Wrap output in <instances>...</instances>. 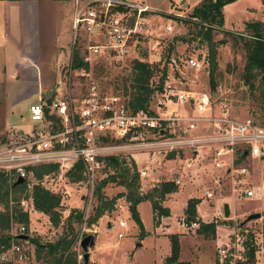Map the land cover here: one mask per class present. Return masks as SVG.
I'll return each mask as SVG.
<instances>
[{
    "label": "rangeland",
    "instance_id": "rangeland-1",
    "mask_svg": "<svg viewBox=\"0 0 264 264\" xmlns=\"http://www.w3.org/2000/svg\"><path fill=\"white\" fill-rule=\"evenodd\" d=\"M127 1L149 6L151 13L145 14L149 20V36H140L135 47L129 49L127 56L120 62H114L111 56L96 57L87 69L88 76L86 78L74 77L71 79L73 95L76 94L75 91L80 86L92 83L104 94L117 95L127 102L129 100L130 68L133 61L150 65L154 69L151 81L155 83L160 76V68L168 70L167 62L171 55L183 58L194 55L200 57L201 54H206V64L203 70L193 72L180 67V70L184 72L181 74L183 77L182 90L190 93L194 100H197L201 94H205L209 101L208 114L215 117L224 116L232 120L249 119L254 124L264 126V85L261 84L260 74L254 77L251 86L244 81L246 54L242 41L248 39L244 32V26L247 23H262L264 32V0H234L223 6L221 29L229 33L215 30L211 35L215 63L214 89H210L208 82L209 44L196 36L197 28L193 24L183 22L188 19L192 8L202 0ZM59 8L61 9H58L59 15H53L52 12L41 25L40 58L48 64L52 71V73L47 71L46 77L43 79L46 88L55 85V81L60 80V76L64 73L73 36L70 28V21L74 15L73 4H64ZM166 26L171 28L169 32L164 31ZM83 41L81 35L78 34L75 52L79 53V46ZM154 101L155 99H153ZM29 103L31 104L28 106ZM44 104L47 105L38 97L28 100L24 104V107H27L19 115H13L11 131L27 132L33 127H38L41 122L35 121L30 111L33 106ZM189 104L177 106L176 111L180 114L183 111L189 114L194 107ZM149 106L153 108L154 105ZM4 107L6 109L7 105L1 102L0 113ZM200 130H203L202 125H197L196 131L192 133L195 134ZM2 139L0 142L5 143V139ZM4 143L0 147H3ZM199 153L200 156L196 161L188 152L176 157L182 161L181 163L165 164L163 160L165 165L162 166V163L154 165L148 177L138 179L140 193H148L152 187L170 179L172 173H176L179 180V184L176 185L177 191L165 195L160 202L161 207L168 205L169 214L166 218L152 219L151 207L147 201L137 205L136 212L144 236L140 237L137 226L130 219L127 211L128 204L123 195L124 189L112 183L106 184L101 190L103 198L108 203L107 205L111 204L112 210L104 212L93 225H85L97 205L93 196L97 183L112 172L107 166L95 175L91 191L83 183L78 185L76 182H71L67 175L51 174L48 182L41 186L60 197L57 208L60 215L59 225L52 227L45 215L33 209L32 202H28V204L26 202V206L22 208L25 209L23 212L28 217L26 234L22 225H12L8 235L10 233L13 234V237L14 235H26L31 239H37L40 243H53L60 234H66L64 219L67 215L71 211H78L83 214V218L80 224H71L73 239L75 236L82 239L87 235L95 238L94 245L88 249L87 264H167L164 261L170 255L169 235H175L177 242L179 238L180 255L173 264H215L217 261L216 247L226 245L229 240L234 238L233 235L238 236L245 251V245L253 246L255 251L253 264H264V158L261 160L248 157L235 158L231 166H226L228 169L226 170L225 167L222 169L212 167L211 161L208 159L209 149L207 147L202 148ZM136 158L139 159L140 156ZM228 158L226 159L228 160ZM145 165L146 161L143 160L142 166ZM135 169L137 171L136 165ZM240 169H245V174H240L238 172ZM216 178L220 182L219 188L212 185L213 179ZM37 183L38 181L34 177L29 178L28 186L25 185V188L21 192L15 193L14 197L20 201L30 196L32 185ZM251 187L260 192L259 199L257 197L242 198L240 190ZM205 190L213 194L212 198L207 200L203 198L202 194ZM226 197L231 203L229 215L231 220L228 219L229 217L227 220L224 219L221 213V220L217 221L219 227H217L215 239L214 234L213 236H204L196 233V229L185 231L179 225V220L186 222L183 211L189 199L198 200L195 213L209 221L207 219L212 218L213 215H216L215 211L221 209V204L217 203V205L215 200H222ZM11 205L12 203L8 202L6 206L10 207ZM17 206L21 210L19 204ZM4 210L5 206L0 203V211ZM256 213L259 214L258 219L245 221L249 215ZM195 221L200 223L196 218ZM189 237H195L202 241L191 240ZM213 239L214 241H212ZM12 241L14 240L12 239ZM16 243L22 246L25 244L23 241ZM72 247L76 264H82V259L77 260V256L82 255L78 242L74 240ZM25 253V264H49L47 259H42V255L39 259L36 258L34 247L30 244L26 245Z\"/></svg>",
    "mask_w": 264,
    "mask_h": 264
},
{
    "label": "built area",
    "instance_id": "built-area-1",
    "mask_svg": "<svg viewBox=\"0 0 264 264\" xmlns=\"http://www.w3.org/2000/svg\"><path fill=\"white\" fill-rule=\"evenodd\" d=\"M73 1V36L65 71L55 83L51 97L43 101L47 105L33 106L30 111L32 118L41 123L27 132L10 134L0 147V174L8 184L21 178L28 186L33 168L55 165V172L42 176L37 184L48 182L51 174L65 176L78 169L81 180L76 183H83L91 191L93 179L104 167L106 158H122L127 163L131 159L134 163V155L144 154L146 165L136 171L142 179L168 155L188 152L196 157L204 147L209 149L208 159L214 169L225 167L228 170L226 166H231L235 158H264V126L249 119L232 120L208 114L209 101L205 94L194 100L190 93L182 90L181 74L184 72L180 67L199 72L205 67L206 54L183 58L171 55L168 70L160 68L164 70L160 90L154 92L146 109L133 110L128 101L117 95H106L92 83L80 86L73 95L71 79L86 78L87 69L96 57L111 56L114 62H120L129 49L135 47L140 36H149V20L145 14L151 13L147 6L127 0ZM170 30L169 26L164 29L165 32ZM78 34L84 40L79 46L78 57L87 69L72 68ZM156 84L157 81L152 86ZM184 104L194 106L189 114L176 111L177 106ZM44 108H47V117L53 120L45 118ZM197 125H202L203 130L193 134ZM238 172L245 174L246 171L240 169ZM171 182L179 184L177 179ZM212 185L219 188V179H213ZM240 194L243 199L259 198L254 187L241 189ZM212 195L208 190L202 194L206 200ZM26 202H31L30 196L19 201L22 212ZM179 225L185 231L198 227L196 222L187 224L183 220H179ZM233 236L226 245L216 247L218 264H244L243 244L238 236ZM74 240L79 247L81 237L75 236ZM20 241L24 246L10 241L7 247H0L3 263L25 264V249L29 244L26 240ZM80 259L78 255L77 260Z\"/></svg>",
    "mask_w": 264,
    "mask_h": 264
},
{
    "label": "trees",
    "instance_id": "trees-1",
    "mask_svg": "<svg viewBox=\"0 0 264 264\" xmlns=\"http://www.w3.org/2000/svg\"><path fill=\"white\" fill-rule=\"evenodd\" d=\"M234 0H214L213 2L202 0L198 2L191 10L187 20L183 22H189L197 28L196 36L201 40L209 44L208 48V82L210 89H214V50L211 45V35L213 31H223L221 29L223 23L222 8L224 5L233 2ZM244 32L247 40H242L246 62L244 66V81L252 85L254 77L257 74L261 75V84L264 85V32L263 24L260 22L247 23L244 26ZM170 50V48H169ZM73 65L72 68H84L87 69V65L81 63L78 53H72ZM154 75V69L147 63L133 61L130 68V80L128 85V103L133 110L146 109L149 101L155 91H159L164 76V70L161 71L160 76L157 78V84L152 86V77ZM44 116L46 119L53 120L52 117H47V108H44ZM55 121V120H54ZM174 155L170 154L167 158H172ZM107 166L112 172L106 175L105 178L100 180L93 192V196L97 201V205L93 209V213L86 220L87 226L93 225L104 212L111 211V204L103 198L101 190L108 183L115 184L124 189V198L129 212L130 219L133 220L139 230V235H143V229L141 222L136 212V206L143 201H147L151 207L152 219L156 217H167L168 209L161 207L160 202L167 194L175 193L177 191L176 185L171 181L161 182L159 185L152 187L148 193H140L138 185V175L135 170L133 162L127 163L123 159L106 158L104 168ZM55 165H43L32 169L33 177L36 181H40L42 176L55 172ZM78 169L73 173L67 174L71 182H78L81 180V175ZM25 188V183L15 185L14 183L8 184L0 174V203L5 206L4 211H0V247L8 246L12 239L13 242H21L16 236L11 237L8 232L12 225H22L23 231L26 234L28 217L25 212L18 209V198L14 197V194L21 192ZM122 196V195H121ZM30 197L32 207L36 212L45 215L48 222L52 227H57L60 223V215L57 212V208L60 203V197L52 194L44 189L39 184L32 185L30 190ZM11 202L12 205L7 207V203ZM198 203L197 199H189L186 202L183 214L185 216L186 223L196 222L195 206ZM66 223V234H60V236L53 243H40L37 239H31L26 236L28 244L34 247L36 258L39 259L42 255V259H47L49 264H76L74 251L72 250L73 239V227L72 223L80 224L82 222V213L78 211H71L64 219ZM198 223L196 233L204 236L213 235L214 222ZM170 242V255L165 259V263L173 264L178 257V242L175 235L168 236ZM246 251L244 253V264H253L254 262V249L251 244L245 245ZM1 252V251H0ZM0 264H5L0 260ZM180 264V263H179ZM215 264H218L217 261Z\"/></svg>",
    "mask_w": 264,
    "mask_h": 264
},
{
    "label": "crops",
    "instance_id": "crops-1",
    "mask_svg": "<svg viewBox=\"0 0 264 264\" xmlns=\"http://www.w3.org/2000/svg\"><path fill=\"white\" fill-rule=\"evenodd\" d=\"M64 4H73L74 6V1L0 0V105L1 102L7 105V108L5 109L4 107L2 113H0V139L3 138L6 140L7 135L22 132L20 130L16 132H14V130L11 131L12 127L10 125L13 122V115H19L21 111L27 107H24V104H26L28 100L33 97H38L39 100L44 101V95L49 93L54 87V85H52L50 86L51 88H46V84H44L43 79L46 77V72L48 71L52 73V71L48 64L44 63L40 58V32H42L41 25L44 24L46 17L50 16L52 12L53 15H59L58 9H60L59 7H63ZM145 6L147 5L145 4ZM147 7L149 8V6ZM72 22L73 18L70 21L71 29ZM30 104L31 103H29L28 106ZM3 143L0 142V145ZM138 156H140L139 159L136 158ZM199 156L200 153L199 155L197 153V156L193 157V160H198ZM145 157L146 156L144 154L134 155V164L136 165L137 169L142 167L143 160H146ZM176 157L178 156H173V158L170 159L166 158V160H164L165 164L181 163L182 161L178 160ZM163 164L164 163L162 162V166ZM163 170L165 171V169ZM172 174L173 175L170 179L164 181H172L175 179L178 180V175L176 173ZM215 202L216 204H221V209L225 202L228 205L230 215L231 203H229L227 197L223 198L222 200L216 199ZM166 208L168 209V205ZM221 209L219 211L216 210V215H213L212 218L207 219L209 221H206V219H203L196 213V220L204 224L209 222L215 223L213 233L214 239L216 238V232L218 229L217 227H219L217 226V221L221 220ZM230 218L231 217L229 216L228 219L231 220ZM100 221L101 219L97 223L99 224ZM189 238L195 241H202L196 239L195 237ZM214 239L212 241H214ZM178 255H180L179 244Z\"/></svg>",
    "mask_w": 264,
    "mask_h": 264
},
{
    "label": "water",
    "instance_id": "water-1",
    "mask_svg": "<svg viewBox=\"0 0 264 264\" xmlns=\"http://www.w3.org/2000/svg\"><path fill=\"white\" fill-rule=\"evenodd\" d=\"M52 93H53V89L49 93L44 95L43 100L44 101H48V99L51 97ZM22 183H23V180L21 178H18L15 181L14 184L15 185H20ZM221 212H222V217L224 219H227L229 217L228 205L226 203H224L222 205ZM258 218H259V214L256 213V214L249 215L246 218L245 221H251V220H254V219H258ZM16 238L19 239V240H26V235H17ZM93 244H94V241H93L92 236H90V235L84 236L80 240L79 248L82 251V255H81L82 264H87V261H88V249L91 248L93 246Z\"/></svg>",
    "mask_w": 264,
    "mask_h": 264
}]
</instances>
